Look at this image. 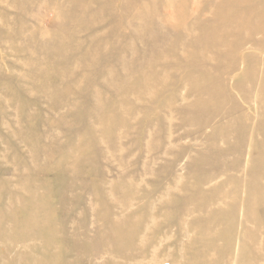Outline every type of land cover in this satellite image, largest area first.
Wrapping results in <instances>:
<instances>
[{"label":"rangeland","instance_id":"374dc122","mask_svg":"<svg viewBox=\"0 0 264 264\" xmlns=\"http://www.w3.org/2000/svg\"><path fill=\"white\" fill-rule=\"evenodd\" d=\"M89 1L0 0L1 229L12 228L15 214L20 218L43 214L29 199V185L44 180L49 183L44 195L50 200L55 228L52 241L70 242L63 252L69 264L109 259V252L101 250L99 228L122 214L143 220L147 226L140 235L148 242L140 249L137 242L127 248L146 258L124 264H242L247 249L249 264H264V0L247 1L246 8L252 10L248 27L224 24L227 46L214 45L205 52L204 69L194 64L178 70L167 67L169 58L173 62L172 51L186 53L181 54L184 49L176 41L160 47L156 54L161 60H153L150 70L155 71L149 76L161 72L162 79L141 97L124 90L134 106L124 112L125 103L107 81L126 77L133 84L145 68L134 71L117 65L118 58L112 57L129 43L135 55L123 54L129 60L141 58L149 44L131 40L124 32L125 23L111 22L113 15L106 24L89 25L85 17L98 5L91 4L66 23L79 4ZM167 1L173 2V16L187 19L193 37L201 32L196 20L229 21L235 16L229 11L214 13L221 0H158L162 13ZM81 25L89 30L77 35ZM92 31L99 33L96 48ZM62 39L60 51H79L73 63L60 66L66 72L58 73L59 80L53 83L49 79L53 72L42 73L54 62L40 49ZM36 68L41 75L33 78L30 74ZM187 76L196 82L191 85ZM97 94L105 106L100 118L94 100V113L78 121L76 117L85 115V107ZM88 126L94 127L93 133ZM70 146L73 154L66 152ZM251 182L258 192L253 208L247 205ZM71 184L75 187L66 190ZM126 195L131 200L122 209L118 204ZM102 211L110 213L101 219ZM62 226L68 227L66 233L60 231ZM74 237L79 239L75 248ZM49 241L40 235L28 242L36 248V258ZM91 243L96 251H84ZM208 243L212 248L205 247ZM14 247L23 253L22 244Z\"/></svg>","mask_w":264,"mask_h":264},{"label":"bare ground","instance_id":"6f19581e","mask_svg":"<svg viewBox=\"0 0 264 264\" xmlns=\"http://www.w3.org/2000/svg\"><path fill=\"white\" fill-rule=\"evenodd\" d=\"M132 1L133 0H90L89 2L86 3V5L83 3L79 4L77 6L76 11L70 17H67V21H66V23H68V20L70 22L74 21L77 15L81 13L84 8L91 7V4L98 5L97 6L98 10L96 7L95 9L96 11L91 13V15L85 17L89 25L91 24V21H99L101 23L106 24L107 20L113 15L114 19L111 22L125 23L124 28L126 30L124 32H126V34L131 38V40H134L135 37V41L149 44V50L146 51L145 55H143L141 58L137 57V59L135 60H129L127 58L128 55L123 54L124 51H130V55H135V49L129 43L122 45L123 47L122 52L117 53L112 57L115 58L116 56L118 58L117 65L120 64L121 65L124 64L125 66L127 65L129 68L133 69L134 71L135 68L139 66H143L145 68L144 71H140V73L137 74L136 76L137 78L133 84H128L126 77L123 79V81H120L119 79L107 81V85H110V87L114 90L115 95L118 97V100L123 104L125 103L122 106L123 112L134 109L133 103L132 102L130 103L131 101L130 96L126 92H124V90H126L127 92L133 91L135 95L141 97L143 96L147 88L148 90H150L153 84L157 83L159 80L162 79L163 76L161 72H159L160 77L149 76L153 71H155L153 69L150 70L154 62L153 60H161L159 58L161 55L156 54L157 50L160 47H163L166 44L172 46L173 44H176L175 43L176 41L179 42L182 48L184 49V52H181V54L186 53V55H180V54L178 55L177 53L178 51L175 52L172 51L170 55H172L173 57L172 59L173 62L172 64H170L171 61L169 58V64H167V67H170L172 69L176 68V70H178L182 68V66H185V64H187L189 67L190 65L194 64L193 67H199V69H204V63L207 61L205 52H209L211 47H213L214 45L221 44L222 46H227V43L224 40L226 36V31H223L222 29L224 24L237 25V27L239 28L243 26L245 28L249 26L248 24H250L248 21V16L252 15L250 14L252 10L246 8L247 1L251 3L249 0H221V3L217 7H214V13H217L216 15H219L221 11H226V12L229 11L230 13L232 12L235 16L229 19V21H227V19L225 20L219 19L217 22L215 20L214 21L196 20L195 26H198L201 32H199L198 33L199 35H197L196 37H193L192 31L189 29L190 27L187 25V19L183 16L176 18L171 13L170 4H173L172 1L165 2L166 3L165 5L168 6L166 8V12L164 13L158 10L160 7L158 0H145L148 3L147 5L144 4L137 5L134 4ZM12 5L14 7V4ZM117 7H120V9L116 10ZM66 27L67 26H62L63 30H65ZM169 28L173 29V31L175 32L173 36L168 35L167 31H165L166 29ZM83 30L87 31L89 30V27L87 28L86 26L81 25L75 30V32L77 35H79V33ZM92 33H93V42H94L93 48H96L95 46L99 33L93 31ZM63 42H64L63 39L62 42H59L56 45L52 44L51 42H47L44 45H42L40 49L41 52H43V54L49 53L51 56L50 61L54 62L53 68L47 69L44 73H42L43 75L46 72L49 73V71L53 72L55 76L53 78L52 77L49 78L51 79V81L53 80V83H56L59 80L57 77L58 73L66 72V71H62L60 69V66L64 67L62 65L63 63L66 62L73 63L76 60L79 51V49H76L73 53H71L66 50H63L68 52V54L63 53V51H60V48L64 45ZM241 45H242V41L240 40L236 43L234 47H236L237 49L240 48ZM196 51H198L197 52L198 55L194 57L193 55H195L194 53H196ZM164 55L165 54H162V56ZM124 72L126 73V69L124 70ZM130 73L132 72L129 71L128 74ZM36 74L38 76L41 75V70L39 68L33 69L30 75L33 76L34 78ZM63 79H66L65 75L63 76ZM186 79L190 81L191 85H193L196 82L193 76H187ZM42 95L45 94L42 93ZM156 98L157 97L155 96L153 98V101H155ZM94 100H95V108H96L95 114L97 115L96 117H99L105 106L102 103L103 102L102 99H100L99 95L97 94L94 96L93 100H91L89 106L85 107L84 109L85 115L84 116L79 115L76 117L78 121L82 120L83 122L85 120V116L89 112L93 111L94 113V108H93ZM115 111L119 113L118 110ZM87 130L92 131L91 133H93L94 127L88 126ZM110 130L111 129H109V132ZM83 131H85V129ZM73 147L74 146L72 147L70 146L69 150L66 152L73 154L74 151ZM205 181H208V179H205ZM47 185H49V183H47L44 180L40 181L37 184L31 186L29 185L30 187L29 199L33 201L35 200L37 202L36 208L43 210L42 215L39 213L38 214L29 213L30 215L28 217L23 216V218L22 217L20 218L17 214H15L13 220L11 221L12 228L1 229L0 226V244H2V246L0 247V264L1 261H4L6 264H69L68 263L69 261L66 260V258L63 256V252H65L66 249L69 247L70 242H68L67 239L63 240L62 242L52 241L53 240L52 233L55 230V228L51 223L53 216L49 214L51 213L49 212L50 205L48 204L50 200L48 197H46V195H44V191L46 190L45 187ZM26 187H28V184ZM73 187H75V185L73 184L68 185L66 187V190ZM256 188H257V184L251 182L249 187L251 200L247 204L251 208H253L252 205H254V200L258 195V192H255ZM198 190L199 187H196L194 192L198 193ZM130 198L131 197L128 195L123 196L118 206L122 209L127 208L128 206L127 203L130 202L131 200ZM109 213H110L109 211L104 213L102 211L101 216L99 217L103 219L107 217ZM220 220L221 219H218L217 221L219 222ZM103 226L104 227L99 228L101 230L98 232V234L100 232L103 233L104 231L106 233L99 234L98 240L103 245L101 250L106 251V253L109 252L108 254L109 259L107 260L103 259L102 261H98V262L94 261L95 262L94 264H124L125 261L128 262L130 260L133 261L135 259L136 260L141 258L143 259V257L146 258L145 254L136 256L133 255L127 249L129 248V246L132 249V247H134L133 245H135L136 242H137L136 245H138L139 249L143 248V246L148 243L144 239V236L142 237L140 235V231L142 230V227L147 226L145 224L143 225V220L137 218V216L134 214L133 215L122 214L120 218L106 222ZM60 231L66 233L68 231V227L66 226V230H65V228L62 226L60 228ZM113 234H116L115 238H113L112 241L108 240L107 235L112 236ZM40 235L41 237L49 239L50 241L47 247L41 248L42 255L38 259L34 256L36 248L34 246H31V243L28 242L34 240L35 238L40 237ZM85 236L86 238H88L90 235H85ZM95 237L97 239L98 236ZM227 238H228V242H230L231 241L230 237ZM76 239L79 240L78 237L72 238L73 242H75ZM93 239L90 241H93ZM121 240L124 241L127 245L126 246L122 245V243H120ZM16 244H22L24 246L23 253L22 250L21 251L16 250V248L14 247V245ZM92 245H93L92 243L88 244L84 248V251L87 252L96 251L97 248L95 249ZM77 246L75 242L74 248ZM212 246H213L212 244L208 243L205 247L212 248ZM74 250L78 252H84V251H79L78 249H74ZM20 253L26 259H22ZM250 253L251 251L247 249V251L243 255L244 258L242 264H249L251 257ZM92 254H96V253H92Z\"/></svg>","mask_w":264,"mask_h":264}]
</instances>
